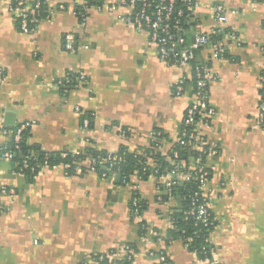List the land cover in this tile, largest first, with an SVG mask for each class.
Masks as SVG:
<instances>
[{
	"label": "crops",
	"instance_id": "crops-1",
	"mask_svg": "<svg viewBox=\"0 0 264 264\" xmlns=\"http://www.w3.org/2000/svg\"><path fill=\"white\" fill-rule=\"evenodd\" d=\"M86 1L48 0L47 15L25 33L10 0H0V126L32 122L28 142L43 150L108 153L122 146L144 153L161 130L158 150L167 157L195 98L193 63H164L149 31L124 20L134 11L118 0H96L82 25L77 8ZM198 2L194 33L220 29L224 46L216 52L209 42L196 59L215 76L208 85L215 114L208 125L197 126L217 150L206 160V194L217 221L209 240L220 264H264V126L258 119L264 0ZM61 3L65 10L57 8ZM216 4L237 13L217 18ZM66 33L75 35L73 51L64 47ZM71 75L75 83L68 85ZM184 80L183 94L174 95V85ZM5 140L0 132V144ZM15 170L12 161L0 162V186L16 190L1 198L0 264H86L111 250L120 261L127 245L134 246L131 264H158L162 255L170 264H207L183 240L167 242L178 203L174 197L158 199L166 193L153 175L134 174L123 183L117 173L70 175L62 165L46 166L35 176ZM134 197L143 201L137 214Z\"/></svg>",
	"mask_w": 264,
	"mask_h": 264
},
{
	"label": "built area",
	"instance_id": "built-area-1",
	"mask_svg": "<svg viewBox=\"0 0 264 264\" xmlns=\"http://www.w3.org/2000/svg\"><path fill=\"white\" fill-rule=\"evenodd\" d=\"M10 0L11 10L19 21L20 28L25 33H30L29 22L36 23L40 20V9L48 2V0ZM191 7L192 13L196 14L195 10L198 7V0H186ZM257 1V0H254ZM177 0H118V4L121 6L129 7L133 9V14H125L124 20L136 27L146 28L151 37V42L158 49L160 59L169 65H188L192 61H196L198 52L207 46L210 42L211 34L221 33L219 30H213L210 33H203L196 31L190 42L187 38V31L181 26L180 16L183 13L181 10H176ZM16 3V4H15ZM15 4V5H14ZM89 4L83 5L81 11H77L80 23L84 25L88 17ZM58 9L65 10L66 5L61 3L57 7ZM53 13L50 10L49 15ZM231 13H237L235 10H230L222 4H216L214 7V14L217 18L223 15ZM231 38L236 39V33L231 30L228 34ZM76 44V38L73 33H66L64 36V47L66 50L73 51ZM224 49L221 41L215 43V51L220 52ZM194 72L196 76V86L194 87V100L189 104L186 112V116L182 122L181 132L179 134L178 142L187 147L188 151H196L194 155V161L191 164L180 158L178 151L172 150V155L168 153L167 158L170 161L172 169L162 171L161 166L151 158L147 159V165L150 166V175L155 176L158 179V189L160 192L166 194H160L158 199L163 201V195L173 197L172 188L183 182L190 181L192 179L198 182L199 188L194 191L190 196L192 199V207L190 213L196 216V219L201 220L205 224H212L210 222L211 210L209 208V200L206 194L207 185L210 179V168L207 165V158L213 157L217 154L215 148L210 147L204 136L198 132V125H208L210 120L215 114L214 108L209 103L208 85L211 80L215 78L213 76L211 68L207 64H200L196 62L194 64ZM80 81L85 80L84 74L79 76ZM3 80V73L0 71V83ZM66 81L65 83H68ZM185 89L183 82H179L174 85V95H182ZM260 91L261 98L259 101V115L258 119L261 125L264 126V71L260 78ZM32 122H23L18 128L15 139L20 140L21 132L30 128ZM90 126V119L84 117L82 121V127L88 129ZM0 132L4 135H9L6 129L0 126ZM155 136V134H153ZM68 152H72L76 155H82L83 150L80 148H73L61 151V155L65 157ZM171 153V151H170ZM171 155V156H170ZM14 158L11 151L3 149L0 153V162H10ZM86 168L90 171H97V168L102 170L103 176H106V169L112 170L113 174L116 172L117 158L113 153H108L107 156H91L85 160ZM51 164L48 161L39 164V169ZM30 168L27 159L24 160L19 170H15L14 173H23L24 169ZM186 168L187 172H183L181 169ZM35 172V167L31 169ZM80 171V167L78 168ZM189 172V173H188ZM139 178V174H137ZM142 179V178H141ZM16 190L9 186H0V213L4 210L2 202L3 195H13ZM138 197L132 199V210L135 214L139 212ZM124 252L128 257L134 254V250L129 246H125ZM118 252L111 256L114 260H118L116 255ZM165 257L162 255L160 261H164ZM217 262V261H216ZM86 264H97L92 258Z\"/></svg>",
	"mask_w": 264,
	"mask_h": 264
},
{
	"label": "trees",
	"instance_id": "trees-1",
	"mask_svg": "<svg viewBox=\"0 0 264 264\" xmlns=\"http://www.w3.org/2000/svg\"><path fill=\"white\" fill-rule=\"evenodd\" d=\"M87 3L90 5L96 3V0H87ZM16 4V3H15ZM14 4V5H15ZM82 6H78L77 11H81ZM176 10L182 11L183 13L180 16L181 26L187 31V38L189 41H192L194 31L197 29L199 24V18L196 14L192 13L191 7L186 0H177ZM47 15V5L40 9V17L43 18ZM33 26L32 22H29V27ZM223 33L211 34L210 42L216 43L218 40L222 39ZM192 36V38H191ZM191 38V39H190ZM193 66L196 64V61H192ZM75 75H71L68 85H73L75 83ZM194 87L196 86V76L193 68V78L191 79ZM186 81L184 80L183 84ZM65 92L64 90H62ZM22 123L14 127H4L9 133L6 136V140L0 144V153L3 149L9 150L13 153L14 158L12 162L16 164V170L20 169V166L24 163V160L27 159L30 168L24 169L23 173L28 176H35L39 171V164L48 161L51 165H62L65 167L66 171L70 175L77 173L78 168L84 173L87 171L85 160L91 156H107L108 152L98 151L94 148H87L83 150L82 155H76L72 152H68L65 157L61 155V151H47L43 150L41 147L36 145H31L28 142L30 136V128L23 130L21 132L20 140L16 141L15 134ZM155 136L152 141V145L144 153L138 151H131L127 146H122L118 152L113 153L117 158L116 172L121 174V181L123 183L130 182L131 176L134 174H139L142 179H147L150 176V166L147 165V159L151 158L156 163L161 166L162 171L172 169L170 161L166 155L162 154L158 147L160 146L159 139L164 137V133L161 130L154 132ZM172 150L178 151L180 158L184 159L187 164H190V157L196 155V151H188L187 147L177 142L174 144ZM170 155V156H171ZM35 167V172L31 169ZM183 172H187L186 168L181 169ZM97 171L103 175V171L100 168H97ZM106 177L110 174H113L112 170L107 169ZM189 173V172H188ZM199 188L198 182L194 179L190 181H183L172 188L173 197L176 199L178 206L173 208L171 218L172 226L169 229L167 242H172L176 239H181L184 241L189 250L195 252L201 260L207 262V264H220L216 262L214 258V245L210 242L209 236L210 233L215 228L217 221L214 215L210 214V222L212 224H205L201 220L196 219V216L190 213L192 207L191 194ZM134 195L138 194L134 192ZM168 195H163V199H167ZM143 210V201L139 202V212ZM144 224L142 223V226ZM144 228L142 231L144 232ZM134 249L133 245H129ZM115 254V250H111L104 253H98L92 256L97 264H131L134 260V256L126 257L124 260H114L111 258ZM158 264H170L168 258L166 257L164 261L159 262Z\"/></svg>",
	"mask_w": 264,
	"mask_h": 264
},
{
	"label": "water",
	"instance_id": "water-1",
	"mask_svg": "<svg viewBox=\"0 0 264 264\" xmlns=\"http://www.w3.org/2000/svg\"><path fill=\"white\" fill-rule=\"evenodd\" d=\"M102 169H103V170H107L106 167H103ZM116 179H117V180H121V174H120V173H117V174H116Z\"/></svg>",
	"mask_w": 264,
	"mask_h": 264
}]
</instances>
